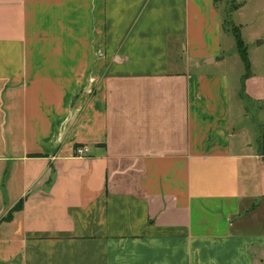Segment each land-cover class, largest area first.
Segmentation results:
<instances>
[{"label": "crops", "instance_id": "1", "mask_svg": "<svg viewBox=\"0 0 264 264\" xmlns=\"http://www.w3.org/2000/svg\"><path fill=\"white\" fill-rule=\"evenodd\" d=\"M219 1L0 0V264H264V0L248 75Z\"/></svg>", "mask_w": 264, "mask_h": 264}, {"label": "rangeland", "instance_id": "2", "mask_svg": "<svg viewBox=\"0 0 264 264\" xmlns=\"http://www.w3.org/2000/svg\"><path fill=\"white\" fill-rule=\"evenodd\" d=\"M239 2L238 0H220L218 7H219V11L223 20V26L224 29H229L230 32L232 33V31H236L237 29L239 30V28L233 24L230 20L229 17V12L232 10V8H235ZM254 29L250 28L249 30H247V32L245 33V38L246 39H251V31H253ZM232 81L233 84L236 85L235 82V77H232ZM248 122L253 124L254 128L257 127V131H259V128L261 127V119L258 118L254 113H250L249 114V118H248Z\"/></svg>", "mask_w": 264, "mask_h": 264}, {"label": "trees", "instance_id": "3", "mask_svg": "<svg viewBox=\"0 0 264 264\" xmlns=\"http://www.w3.org/2000/svg\"><path fill=\"white\" fill-rule=\"evenodd\" d=\"M232 35L235 38L236 48H237L238 54H239V56H240V58H241V60H242V62L244 64V66H245L246 75H248L249 74V60H248V57H247L245 45H244V43H243V41L241 39L240 31L238 29L236 31H232ZM20 206H21V203L17 204L12 210H16ZM12 210L10 211V213L6 217L3 218V220H9V219H11L10 215L12 213Z\"/></svg>", "mask_w": 264, "mask_h": 264}, {"label": "built area", "instance_id": "4", "mask_svg": "<svg viewBox=\"0 0 264 264\" xmlns=\"http://www.w3.org/2000/svg\"><path fill=\"white\" fill-rule=\"evenodd\" d=\"M88 152V147L86 146H78L74 149V155L82 157Z\"/></svg>", "mask_w": 264, "mask_h": 264}]
</instances>
